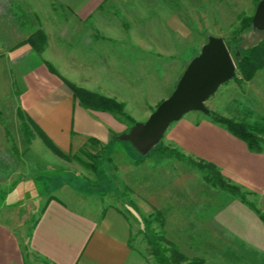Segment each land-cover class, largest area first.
<instances>
[{"label": "crops", "instance_id": "1", "mask_svg": "<svg viewBox=\"0 0 264 264\" xmlns=\"http://www.w3.org/2000/svg\"><path fill=\"white\" fill-rule=\"evenodd\" d=\"M157 3L164 10L152 6ZM167 3L0 0V45L6 51L24 48L25 52H36L29 37L38 30L47 36L43 52L37 53L43 65L27 74L20 99L26 114L65 153L79 150L91 139L107 145L115 133L128 130L127 123L115 113L86 108L75 101L71 90L44 60L71 82L124 101L128 112L143 121L169 93L151 99V71L159 63L147 60L151 52L159 53L152 49L163 44L159 32L158 41L152 43L149 21L165 18ZM136 10L149 27L144 23L134 26ZM159 69L153 76L160 74L164 87L172 85L173 90L182 75L177 78L171 73L167 78ZM248 90L259 109L254 114L260 115L253 122L264 125V68L248 81ZM242 119L250 122L247 115ZM176 122L168 128L176 147L217 165L226 180L238 185L247 193L248 201L264 211V145L261 151L250 150L243 139L202 111H191ZM38 147L54 162L62 160L46 145L38 143ZM206 182L211 184L206 179L202 187L158 193L157 208L166 212V227L172 223L177 229L174 243L189 260L202 259L200 264H264V221L259 213L239 195L212 184L209 187ZM83 195L82 188L71 182L58 187L46 200L29 234L24 223L12 217L9 210L15 207L6 208L0 202V264H154L135 244L130 216L116 205L91 208L84 204Z\"/></svg>", "mask_w": 264, "mask_h": 264}, {"label": "rangeland", "instance_id": "2", "mask_svg": "<svg viewBox=\"0 0 264 264\" xmlns=\"http://www.w3.org/2000/svg\"><path fill=\"white\" fill-rule=\"evenodd\" d=\"M259 1L168 0L166 4L168 11L164 13L165 18H152L149 21V27L148 22L139 17V10H136L133 19L134 26L137 28L142 27L143 23L147 24L151 30L149 35L152 34L150 35L153 38L152 43L155 40L158 41V34H161L159 38L162 39L163 44L154 45L155 47L152 49L159 53L151 52V58H147V60L158 61L159 64L154 66H159L160 72H165L167 78L171 73V76L178 78L180 74H183L190 61L200 53L202 46L211 35L223 37L232 50L236 45L247 48L264 39V31L257 30L253 26L240 32L243 20L254 15ZM135 6L137 9L141 8V5ZM152 6L156 10L165 8L158 3ZM159 25L162 26L160 29L157 28ZM154 30L157 34L155 36H153ZM237 38L241 40L236 42ZM166 40L167 48H164ZM37 53L39 52H25L24 48L9 52L6 51L5 46L0 45V202L6 208L15 207V209L9 210L13 214L12 217L15 216L18 223H24V229L29 234L46 200L56 194L58 187L71 182L82 188L85 194L83 195L84 204L91 208L104 207L108 204L116 205L130 216L135 231V244L150 256L154 264H159L152 252L147 235L152 233L163 235L175 244L177 229L172 227V223L170 228L166 227L164 219L166 212L157 208L158 193L160 191L173 193L182 187H202V183L206 180V173L192 166L188 160L192 158L197 161H207L183 153L171 141L170 130H167L168 132L157 145L148 151H140L132 141L126 140L122 136L128 133L137 122L142 121L139 116L135 117L138 119L136 120L128 112L126 103L117 99L125 104V114L130 115L134 121L125 115L115 113L121 121L127 123L128 130L115 133L111 143L107 144L110 146L108 151L110 160L104 161L98 172L84 167L77 160L69 161L57 154L54 155L62 160L59 164L54 162L49 154L41 151L38 147V143L45 145L30 120L21 117L18 112V109L21 108L26 113L21 105L20 95L26 87L27 74L34 73L38 69L36 66L43 65L42 58ZM135 55L137 58L138 54L135 53ZM44 64L46 65V63ZM46 67L48 68L47 65ZM156 68H152L151 74L157 75ZM58 73L65 77L59 71ZM153 75L150 85L152 88L151 99L156 94L164 92L167 94L169 91L165 96L167 98L175 88L172 90V85L164 87L163 80L158 77L160 74L157 78ZM248 81H237L233 78L222 84L207 100L206 105L210 112H202L205 117L214 120L211 114L215 112L241 122L244 120L242 118L247 115L250 122H245L254 124L253 121L259 119L260 115L255 116L254 114L259 109L253 96H248ZM139 89L144 90L142 85L139 86ZM147 98L149 99V97ZM157 106L153 107L152 112ZM228 114L234 117H230ZM149 116L142 120L146 121ZM176 123L171 125H176ZM259 136L263 138L262 145H264V134L259 133ZM102 146L104 145L100 144L98 140L91 139L82 148L69 154H77L89 161L90 158L85 151L96 153ZM163 147L179 150L186 159H180L169 151L160 152ZM207 185L211 187V184L207 183ZM159 211L161 212L159 213ZM161 221H164V225L161 224ZM164 246H167L166 243Z\"/></svg>", "mask_w": 264, "mask_h": 264}, {"label": "trees", "instance_id": "3", "mask_svg": "<svg viewBox=\"0 0 264 264\" xmlns=\"http://www.w3.org/2000/svg\"><path fill=\"white\" fill-rule=\"evenodd\" d=\"M251 26H253V19L252 16H248L243 20L240 32H243ZM235 40L236 42H239L241 39L237 38ZM46 41L47 36L43 30H38L28 39L30 45L39 53L43 52ZM228 47L236 60L238 75L235 77V79L237 81L251 80L256 75L257 71L264 67V39L250 45L247 48L236 45L235 49L232 50L229 45ZM45 63L52 72L56 73L62 78L64 84L72 90L74 99L84 107L94 110L119 113L125 115L131 121H134L130 115L125 114V104L123 102L98 92L91 91L84 87H80L65 77H62L52 63L49 61H45ZM18 112L21 117H25L30 120L44 144L61 158L69 161L77 160L84 167L94 172L99 171V167H101L104 161L110 160L108 158V151L110 148L109 145L102 146L96 153L85 151L87 156L90 158L89 161L77 154L71 155L65 153L53 141V139L34 120L30 118L28 114L24 113L21 108L18 109ZM211 115L216 122L225 125L232 134L243 139L247 143L250 150L261 151L263 149V138L259 136V133L264 134V125L249 124L245 121L238 122L215 112H212ZM166 151H169L180 159H186L185 155L177 149L168 147H163L160 149V152ZM188 161L192 166L204 171L206 173L205 177L207 181L213 186L227 190L232 194L239 195L259 213L260 217L264 221V211L258 208L254 203L249 202L247 199V193L242 191L238 185L226 180L221 170L218 169L217 165L212 162H202L192 158H189ZM161 224L164 225V221H161ZM147 236L149 243L152 246V252L159 264H200L203 262L202 259L189 260V258L179 250L177 245L173 244L163 235L159 236L152 233ZM165 243L167 246H164Z\"/></svg>", "mask_w": 264, "mask_h": 264}, {"label": "water", "instance_id": "4", "mask_svg": "<svg viewBox=\"0 0 264 264\" xmlns=\"http://www.w3.org/2000/svg\"><path fill=\"white\" fill-rule=\"evenodd\" d=\"M253 27L264 31V0H260ZM237 76V64L221 36L211 35L201 51L188 64L173 92L161 101L146 121L137 122L122 137L140 151L157 145L172 123L191 111L209 113L207 100L219 87Z\"/></svg>", "mask_w": 264, "mask_h": 264}]
</instances>
